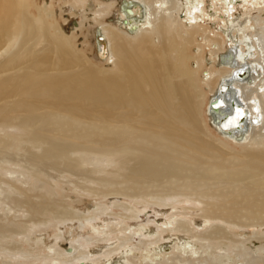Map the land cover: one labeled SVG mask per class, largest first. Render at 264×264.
I'll list each match as a JSON object with an SVG mask.
<instances>
[{"label":"bare ground","instance_id":"obj_1","mask_svg":"<svg viewBox=\"0 0 264 264\" xmlns=\"http://www.w3.org/2000/svg\"><path fill=\"white\" fill-rule=\"evenodd\" d=\"M75 2L83 4L82 0H75ZM26 3L27 0H0L1 56L6 53L9 56V52L17 45L20 36L28 34L30 39L35 38L36 41L39 37L35 34V31L39 34L41 30H47L43 18L53 16L52 11H48L46 7L45 9H38L37 17L31 22H27L24 19ZM110 7V2L99 5L97 10L92 13L91 20L97 21L107 15ZM241 10L244 11L241 12ZM118 11L119 19L117 20V29H115L114 33H109L105 24L102 25V23L97 22L94 30L98 53L105 55L103 60L105 65L113 66L111 71H104L107 77L100 75V71L93 69L85 61V58L79 56L75 62L77 66L82 67V75H70L64 79V76H60L62 80L57 81H52L50 78L41 81L37 79L40 83L38 87L31 85L24 93L22 90L19 91L22 94L29 92L32 95L31 100L36 101L37 105L39 103L37 107L35 106L36 102H33L35 105H32V103L30 105L28 102V107L31 106L33 111L40 110L42 98L40 101L37 98L40 99L41 96L45 95L46 99L50 97L53 100L49 99V102H45V98L42 100V104L49 103L47 105H49L50 109L64 110V102L60 101V98H63L74 102L76 104L74 110L79 111L76 108H80L83 111H79V113H85L83 115H86L91 110V105L104 111V120H101V122L105 124L92 129L91 133H94L93 136L88 135L87 138L113 149H102L100 151L98 149L99 152H94L93 154L100 155L107 162L111 159L119 162L122 169H125V172L118 175L115 181L107 180L108 185H106L111 186L113 192L111 194L110 190V193L108 192L109 194L105 196L114 195V197L128 198L137 206L140 204L139 200H144L143 206L156 205L161 208L165 205L168 198L182 196L187 200L198 195V200L194 199V201H199L200 199V202L204 204L205 202L202 199H211L216 194L209 192L200 193V190L203 189L202 187H207L210 182H218L223 183L225 186H230L231 189L233 183L241 180L246 174L250 180L251 178L257 179L253 184L251 183L253 186L249 190H242L243 193H241L242 195L239 198L231 199L230 201L226 199V195H228L226 191V193H223L224 191L219 193L216 197L227 200H224L225 204L222 206L215 205L216 207L203 210L201 216L206 222L219 220L224 225H232L230 224L231 220L236 219L238 216L235 211L240 210L245 213L241 217L242 219L254 218L264 223L262 218L264 217L263 166L260 168L259 165L257 168H255L256 166L253 168L249 165V168L246 167L247 173H243L244 171H228L227 168L224 169L225 166H220V164L219 166H212L210 162L201 161L198 156H195L196 153H200V156H202L206 154L207 150L212 149V146L208 145L210 143L207 139L198 136L202 128L198 110L199 105L203 104V102L198 104L196 99H202L204 93L199 89L197 74L200 69H206V67L202 61L203 54L201 53L193 56L191 54L187 58L197 64L195 69L186 67L183 62L184 53L178 50L179 46L188 43L198 44L197 46L200 47V44L196 43L195 39L199 35H202L200 40H203L202 42L208 46L209 57L207 59L203 57V59L206 65H210L204 71L205 75L199 83L208 90L204 115L210 127L223 139L229 140L235 145H242L248 140L252 141L250 139L252 135L248 137V134L253 133L257 134L254 136L261 138L260 141L254 142V144L264 142V0H121ZM173 13L176 16L170 22L168 18ZM84 19L85 17L82 16L81 21ZM159 19H161V24L156 25ZM28 27H36L35 31L33 30L34 34L28 33ZM173 27H175L174 32L171 30ZM209 27H211V30ZM54 33L56 43L52 41L57 48V52L60 55H65L64 53L67 55L60 57L61 62L55 68L59 69L58 71L62 69L69 70L74 67V58H70L69 51L64 49L67 38L63 37L56 27H54ZM156 35L160 37L159 42L161 40L162 42L159 48L153 51L146 46L150 43V40H154L153 37ZM5 43L8 45H6L7 48L3 46ZM15 57L14 55V61L11 60L12 64L19 62L16 60L18 56ZM7 60L8 62L3 60L0 65L1 75L2 73L6 74L9 66H11L10 58H7ZM32 66L35 67L34 64ZM45 67L44 69L47 71L52 65L48 67L45 65ZM31 69L33 70V67ZM161 69H164L163 76L161 75ZM234 74L235 77L233 76ZM5 78L6 76L2 77L3 80L0 81V185L4 186L0 190V255L7 254L8 256L5 257V260L1 261L0 259V264H22L18 263L16 259L25 257L26 250L18 244L17 239L24 240L28 238L34 232V229L45 224L48 217L63 222L66 219L71 220L78 215L66 209L53 207L52 202L46 200L42 195L35 193L34 197L39 200H33L34 197L32 195L27 196L26 190L22 187L20 173L10 172L6 169V166L1 164L2 161L9 164L10 160L6 159V157L10 155L13 147L18 152L24 147L22 144L24 140L23 131L20 128V123L16 124L13 122L17 118L12 115L16 112L12 108V104L15 103L11 102L10 107L6 103L9 97L14 96L15 93L12 91H16V84L10 91L6 80H4ZM13 78H10L12 82L15 79ZM174 78L178 80L173 81ZM34 79L36 78L34 77ZM53 79L56 80L58 77ZM23 81L25 82L21 77V84L26 85L27 83L25 82L24 84ZM14 82L12 85H14ZM30 95L26 96L29 98ZM217 95V101H212ZM22 99H20L21 102L23 101ZM56 99L62 103V107L61 104L58 105L54 101ZM230 99L234 100L235 108L233 111L228 106ZM18 103L16 102V105ZM25 103L24 101L23 104L27 106V103ZM71 104L69 103V105ZM124 107L133 112L134 110L139 111L143 116L142 119L136 120L132 113L129 116L119 117L118 115H109L107 112L121 110ZM49 108L46 109L49 110ZM23 110L22 114L26 112V109L25 111ZM30 111L29 113L33 114ZM73 111L71 110L68 113L72 115L74 114ZM59 112L56 111L58 114ZM225 112L227 113L226 116L223 114ZM71 115L67 116V121L71 120L70 122H66V119L62 118L65 132L67 134L71 133L70 137L75 134L77 138H82L83 131L86 129H84L82 123H74L78 119L73 122V116ZM83 115H79V118H83ZM49 116L51 117L50 113ZM59 117L61 118L60 115ZM59 117H55L57 122L52 121L56 126L61 122ZM18 118H21V116ZM38 118L40 119L41 117L38 116ZM241 118L245 120L243 125L240 124ZM29 119L31 122L37 120V118L34 119L33 115ZM42 120L47 123L46 120ZM120 122L125 126H117ZM30 124L28 123V125ZM39 125L41 126V124ZM57 127L63 129L60 124ZM13 128L15 132L11 130ZM35 129L37 128L35 127ZM54 133L56 135L57 132ZM36 135L32 134L30 140L33 138V142H36ZM88 140L86 139L85 141L87 142ZM82 141L85 142L83 138ZM48 144L50 146V142ZM87 144L90 143L87 142ZM69 145L50 146L45 153H48L51 158L54 155L63 158L67 152L65 147L72 149ZM98 147L101 146L98 145ZM90 148L92 147L90 146ZM81 149L84 151L86 148ZM214 151L216 150L214 149ZM27 155H30V153H27ZM33 158L30 159L32 160ZM40 180L39 182L43 183ZM259 180L260 183H258ZM104 182L106 181L104 180ZM39 184L37 185L39 186ZM227 191L231 192L233 190ZM30 197L33 198L31 199ZM205 204L209 205L208 203ZM117 206L121 208V213H107L105 209L95 208L92 212L83 214L81 217L84 220H94L105 212L106 215H114L118 219V222L105 224L101 228L90 226L92 241L101 239L104 242H108L112 235H115L119 240L117 245L109 248L101 256L106 258V264H135L138 262L142 264H202L208 260L206 250L209 247L224 252L227 251L225 246H221L224 249H220L214 244L220 240L230 239L226 230L221 226L210 225L205 232L194 233L197 231H191L188 223L181 219L176 221L174 216L177 215L171 213V219L167 218L169 222L166 227L164 229L160 226L157 227L161 236L154 238V235L149 234L146 228L141 225L138 229L129 227V223L142 222L141 210L125 203ZM204 207L206 206L204 205ZM172 218L175 220V225L173 226ZM234 225V227L237 226V224ZM172 231L187 232L188 235L193 233L191 234L193 240L206 242V245L202 244L200 247L195 248L196 244H192L193 240L186 238L181 243L172 244L171 256L169 257L170 254H165L159 243L163 238V234ZM134 236L141 238L139 245L133 244V239L136 238ZM106 237L108 238L106 239ZM229 242L228 249L234 251V249L241 247L231 240ZM3 243L8 246H2ZM82 243L88 242L76 241L70 246L71 248L68 249V252L55 251L52 254L50 252L47 253L43 263L56 264L59 262L61 264H70L79 260H87V253L80 250ZM133 245H135V248H133ZM151 245L154 246L153 250L148 251L147 248ZM240 245L243 246V242ZM140 250L143 253L140 252L142 254L136 255L135 251ZM119 252L121 253L119 261L113 262L110 260L113 255H118ZM261 252L262 254L264 253V247L252 249L254 254ZM204 253L207 256H204ZM238 253L242 254L241 252ZM248 255H250V251L246 252L242 258L246 260L249 257ZM91 259L95 261V258ZM245 262L248 264L250 261L246 260ZM91 264H96V261Z\"/></svg>","mask_w":264,"mask_h":264},{"label":"rangeland","instance_id":"obj_2","mask_svg":"<svg viewBox=\"0 0 264 264\" xmlns=\"http://www.w3.org/2000/svg\"><path fill=\"white\" fill-rule=\"evenodd\" d=\"M82 1H83V4L81 5V4H77L75 0H27L26 7L24 9V12H25L24 19L27 22H31L33 21V19L37 17L38 9L39 10L45 9L46 7L48 11L50 10L52 11L53 16H50L49 18H46V17L43 18L44 19L43 22L47 30H41L39 34H42V35H39L38 33H36L37 31H35L36 27L35 28L28 27L29 28V29L27 28L28 33L34 34L33 32L35 31V34L39 37L38 38L39 42H37L38 40L35 41V38L30 39L28 34H26V36L23 35V36H20L17 45L11 49V51L9 52L10 53L9 56H7V53L2 54V56L0 55V65L3 63V60L8 62L9 59L7 60V58H10L11 63L10 62L9 63L11 64V66H9V70L6 71V74L5 73H2V75L0 74V81L3 80L2 77L4 78L6 76L4 80H6V83L10 91L12 90V88L15 87V84H16V91H12L15 93L14 96L11 98L9 97L6 103L9 107L11 106L13 102L15 103V104H12V108H14L16 112L13 113L12 115L17 118H15L13 122L16 124L20 123V128L23 131V139H24L22 143L24 147L22 148V150L18 152V150H16V148L14 149V147L12 146L13 148L10 151V155H7L6 157V159L10 160L9 164L4 163V161H2L1 164L6 166V169L9 170L10 172L20 173L21 175L20 180H22V187L24 190H26L25 192L27 196L32 195L34 197L35 193L42 195L46 200L52 202L53 207L59 208V209H66L78 215V216H75V218H72L71 220L66 219L63 222L48 217L46 218L47 221L45 222V224H42L38 226L36 229H34V232L31 233L28 236V238L24 240L17 239L19 242L18 244L21 245L24 250H26V253H25L26 256L23 258L16 259L17 262L22 263V264H24L23 262L27 264L29 263L30 264H45L43 263V261L47 253L50 252L52 254L55 251L68 252V249L71 248L70 246L74 244L76 241H80V242L86 241L88 243H82L80 246V250L81 252L87 253L88 259L75 261L70 264H86V263L91 264V263H94L95 261H96V264H106L107 262L106 258L101 257V256L109 248H113L115 245H117V243H119V240L117 239L115 235H112L110 238V241L108 242H104L101 239L92 241V237H91L92 234H91L90 226L101 228V227H104L105 224H112L114 222H118V219L114 215L108 216L105 214V212L117 213V214L121 213V208L118 207L117 205L119 204L124 205L125 203L127 205L128 204L133 205L135 208L142 211L140 213L142 222L129 223V227L131 229H138L139 226L141 225L142 227L146 228L149 234L151 233L152 235H154V238L161 236L160 232L157 230V227L160 226L161 228L164 229L169 222L168 219H171L170 217L171 213H174L175 215H177V216H174L176 218L175 219L176 221L181 219V220H184L186 223H188L189 229L191 231L193 232L197 231L194 233L205 232L206 229L210 225H214V224L224 228L230 239L220 240L219 242L214 241L215 242L214 244H216L220 249H224L221 246H225V249L227 251L224 252L222 250L212 249L211 247H209L206 250L208 256L206 253L203 254L204 256L208 257V260H206V262L202 264H247L245 262L246 260L250 261L248 262V264L250 263L251 264H264V253L263 254L262 252L255 253V254L252 253V249L254 250L255 248L264 247V223L263 222L257 221V219H254V218H248L247 220L242 219L241 217L244 216L245 213L244 211H240V210L235 211V213L238 214V216L236 217V219L231 220L230 224L232 225H229V224L224 225L219 220H211V221L206 222L201 216L203 210H207V209H210L216 206H222L223 204H225V201L227 200L230 201L231 199L233 200V199L239 198V196L242 195L241 193H243L244 190L245 191L249 190V188L253 186L252 185L253 182L257 181V179L254 180L251 178L250 180V178H247V175L245 174L244 176L247 179L243 177L241 180L243 179L245 180L243 181L238 180L239 182L236 181L237 183L234 182L233 186H231V189H230V186H225L223 185V183L221 184L218 182L216 183L210 182V184L207 187L204 186L202 187L203 189L200 190V193L209 192L214 195L216 194L215 197L211 199L210 198L208 200L202 199L203 202L209 204L208 206L205 203L203 204L202 202H200V199L199 201H194V199L198 200L197 199L198 195L197 197L195 196V198L193 196L187 200L184 199L182 196H174V198H171V199L168 198L165 202V205H163L161 208H159L156 205L143 206V204L145 203L144 200H139L141 205L139 204L137 206L136 204H134V202H131L128 198H124L120 196L114 197V195L105 196L106 194H109L110 192L112 194L113 192L112 191L113 188L111 186H107L108 185L107 180L115 181L116 178H118V175L125 172L124 171L125 169L124 168L122 169V166L120 165L119 162H115L112 159L107 162L106 160L101 158L100 155L93 154L94 152L98 153L102 149L103 150H106V149L113 150V149L111 147L102 146L100 145V143L96 141L88 140L87 138L88 135H90L91 137L93 136L94 133H91L92 129L98 128L100 125L105 124L101 122V120H104V115H105L104 111L98 107L94 108V105H91V110L87 112L86 115H83L85 113H79V111H83V110H80V108L78 107L76 108V109H79V111L74 110L75 109L74 106L76 105L74 102L68 101V99H66L67 100L66 101L63 98L62 99L60 98V101L62 103L64 102L63 103V107H65L64 110L61 111L59 109H50L48 107L49 105H47L49 103L42 104L43 98L46 97L45 95L41 96L40 99L37 98L38 101H40L42 98V100L40 101V110L33 111L31 110V106L28 107L29 106L28 102L30 103V105L31 103L33 105L36 101L34 102L31 100L32 95H30L29 92L27 94H22V92H19V91L22 90L24 93V91L27 90V88L29 89L31 85H33L34 87H38L40 85L39 80L41 81V80L50 78L52 81H57V80H62V77L60 78V76H64L63 77L64 79L66 76L68 77L70 75L71 76L72 75H78V76L82 75L83 73L82 67L77 66L75 62L77 61V58L79 56L81 58H85V61H87L93 69H97L98 71H100L101 73L100 75H102L103 77H107V74L104 73L105 70H107V72L111 71L113 66L105 65V62H103L105 55H102L100 54V52L98 53L97 51L96 41L94 38V30H95V26L97 23H102V25L105 24L107 26L109 33L115 32V29H117L116 23H117V20L119 19L118 6L121 0H85V1L82 0ZM106 2L111 3V7L108 10L107 15H105L104 17H102L101 19L97 21H93V19L91 20L92 13H94L97 10L99 5H101L102 3H106ZM243 11L244 10H241V12ZM82 16H84L86 20L84 19L83 21H81ZM174 16H176L175 13L171 14V17L168 18V20L172 22ZM161 19H159L158 22H156V25L161 24L160 23ZM54 27L58 29L59 33L63 37L67 38L64 49H67V51H69L70 58L72 57L74 58L73 59L74 67L70 68L69 70L62 69L58 71L59 69L57 70L55 68L56 65L58 66L61 62L60 57L67 56V55L66 53H64L65 55L63 54L60 55L57 52V48L55 47V44H54L56 43ZM177 29H178V26H177ZM209 29L211 30V27H209ZM171 30L174 32L175 27L171 28ZM198 37H195V39H196V43L200 44V47L197 46L198 44L193 45L192 43H188V44H182L181 46H179L178 50H181L184 53V56L181 54L184 58L183 60L184 65H186V67H192L193 69L196 68L197 64L193 63L194 62L193 60H188L187 58L191 54L192 56L197 55L198 53L203 54L202 61L204 63V66L207 69V67L210 64L206 65L204 62V59L205 58L207 59L209 57L208 46L207 44L202 42L203 40H200L202 38V35H199ZM153 39H154L153 41L150 40V43L146 47L148 49H152L153 51H155L159 48L162 40L161 42H159L160 37L157 35L154 36ZM52 40L54 41V43ZM7 43L3 45L5 48H7L8 46ZM1 45L2 44L0 43V47ZM13 54L16 57L17 56L19 57V58L15 57L16 60H18L19 62L12 64L11 60H13L14 58ZM33 64L35 65V67L32 66ZM45 65L47 67L52 65V67L48 69L47 71H45L44 69ZM31 67H33V70L31 69ZM206 69L205 68L200 69V71L198 72L197 78L199 82L203 79L205 75L204 71H206ZM17 75L19 78L17 77ZM28 75L30 76L28 77ZM161 75L162 76L164 75V69H161ZM9 77L15 78V79L13 78L14 79L13 82L15 81L14 85H12L13 83L12 79H10ZM21 77L25 80V82L27 83L26 85L28 86L21 84L20 82ZM34 77L36 79H34ZM52 77L53 78L58 77V79L55 80ZM177 80H178L177 78L173 79V81H177ZM25 82L23 81L24 84ZM199 82H198L199 89L202 90V93H204V96L202 99L201 98L196 99L198 104L203 102V104L199 105V110H198L200 125L202 127L200 130V133H198V136L207 139V141H209L210 143L208 145L212 146V149L210 150H213V151L207 150V152L205 153L206 154L208 153V154L207 155L204 154L202 156H200V153H198L199 155L196 153L195 156L196 157L198 156V159H201V161L204 160V161H207L208 163L210 162L212 166H219V164L220 166H223V167L225 166L224 169L227 168L228 171H233V170L241 171V172L244 171L243 173H247L246 167H248L249 165H251L253 168L255 166H256L255 168H257V166L259 165H260L259 166L260 168L262 166H263L262 168H264V161H263L264 160V142L254 144V142H258L261 139L258 136H254L257 134H254V133L248 134V137L249 135H252L250 136L251 137L250 139H252V141L248 140L242 145H235L229 140L223 139L220 135L217 134V132L212 127H210L204 115V107H205V104L208 98V90L204 85L200 84ZM26 95L27 96L30 95L29 98ZM23 96H26V97H23ZM20 99L23 100L22 101L23 103L25 101L27 103V106L24 105L20 101ZM49 99L53 101L52 98L49 97L47 99L45 98V102H49ZM54 101L58 103V105L61 104V107H62V103L59 100L56 99ZM16 102L17 103L19 102L18 105L20 106L16 105ZM68 102L70 104L72 103L71 105L73 106L69 105ZM35 104H34L35 106L37 107L39 106V103L38 105H37V102ZM41 105L44 107H42ZM15 106L18 108H16ZM21 107H23L24 110ZM46 108L47 109L49 108V110H47ZM25 109L27 113L23 112L22 114V110L25 111ZM71 110L72 111L74 110L73 111L74 114L72 115L68 113V112H71ZM29 111L32 112L33 114H30ZM56 111L57 112L61 111V112H59L58 114L56 113ZM107 112L109 113V115H112V116L118 115L119 117L129 116V114L132 113L133 117H136V120H141L143 117L139 113V111L134 110L133 112L131 110L126 109L125 107L121 108V110L119 109L116 111L113 110V111H107ZM17 113L19 114L17 115ZM49 113L51 117L49 116ZM77 113L79 115H83L82 116L83 118L81 117L79 118V115ZM54 114H55V117L57 116L59 117V115L61 116V118L59 117V119H61L60 120L61 122L59 124L62 126L63 129H59L57 127L59 124L57 126L53 124L52 121L57 122V120H55ZM32 115L34 119L37 118V120L33 121L34 123L31 122L29 119ZM63 115L66 116V118H64ZM69 115L73 116L72 117L73 122L75 119L76 120L78 119L74 123L76 124L77 122L82 123V125L84 126V129H86L83 131L82 138L84 139V141L87 139L88 140L87 142L92 145L87 144L86 141L83 142L82 138H77V135L75 136V134H72V136L70 137L71 133L67 134L65 132V129H64L65 125H62L64 124L62 120L66 119L65 120L66 122H70L71 120L69 119H68L69 121H67V116ZM19 116H21L22 119L18 118ZM38 116L41 118L39 119ZM42 119L46 120L48 124L45 121L43 122ZM49 121L51 122L50 124L52 125L49 124ZM28 123L29 124L32 123L30 125H34L35 123L36 124L34 126L29 127L30 125H28ZM39 124H41V126ZM55 126L56 128H54ZM117 126H125V125H123L120 122L119 124H117ZM35 127L37 129H35ZM11 130L15 132L14 128ZM31 130H33L34 132ZM49 130H51L50 134H49ZM59 130H61L62 132ZM54 132H57L58 134L56 133L55 135ZM29 133L31 135L37 134L36 142H33L32 140L33 138L30 140L31 135ZM47 141L50 142V146H55V147L56 146H59V147L66 146L70 144L69 146L72 149L70 150L69 148L65 147L67 149L66 150L67 152L65 153V156H63V158L60 156L56 157L55 155L51 158V156L48 153L47 154L45 153L46 149L50 147ZM75 144H78V145H75ZM98 145L101 147H98ZM90 146L92 148H90ZM213 147L216 151H214ZM81 148H86V149H84L83 151V149ZM79 152H82V153H79ZM27 153L28 154L30 153V155H27ZM30 158H33V159L31 160ZM36 158L37 159L39 158L38 161H36L37 160ZM63 159H64V162H63ZM30 160L31 162H29ZM75 169H78V170H75ZM86 173L87 174L89 173V174L87 175ZM39 179H41L40 181H42L43 183H40ZM104 180L106 182H104ZM258 183H260V180L258 181ZM37 184H39V186ZM114 185L112 186L114 187ZM239 185L240 187L243 185L241 189ZM106 186L108 187V189ZM30 187L31 189L32 188L33 189L31 190ZM1 188H4V186L0 185V190ZM236 188L237 189L239 188V189L237 190ZM227 190L229 191L233 190V191L228 192ZM221 192L228 194L226 195L227 200L216 197ZM232 192H235V193H232ZM33 197H30V198L32 199ZM33 200H39V199L34 197ZM214 202L216 203L214 204ZM204 205L206 207H204ZM95 208H100V210L105 209L107 211H105L100 216H97V219H94V220L92 219L84 220L81 218L83 214L90 213L93 210H95ZM262 218L264 219V217ZM175 220L174 218H172V226L175 225V222H174ZM235 220L237 223L235 222ZM234 224H237V226L234 227L235 226ZM181 232L182 231H172L170 233H165L162 235L163 238L161 239L159 244L162 246L163 252L165 254L169 255L171 253L172 251L171 247L173 243H181L184 240H186V238H190V240H193V238L191 237V234L193 233L188 235L187 232H182V233ZM134 237L136 238L133 239V244L139 245L141 238H139V236H134ZM107 238L108 237H106V239ZM230 240L235 244H239V246L241 247L238 249H234V251L232 249H228L230 245V242H229ZM242 242H243V246L240 245ZM192 244H196L195 245V248H196V247H200V245L202 244L206 245V242H198L196 240H193ZM135 245H133V248H135ZM2 246L7 247L8 245L6 243H3ZM153 247L154 246L152 245L148 247L147 248L148 251L153 250ZM141 250L135 251L137 253L136 255L139 256L140 254H142L143 251ZM249 251H250V255H248L249 257L246 256L248 258L244 260L242 256H244V254ZM238 252H241L242 254H239ZM150 253L153 254L152 252ZM120 254L121 253L119 252L118 255H113L110 260H112L113 262L119 261L120 256H121ZM7 256H8L7 254H1L0 255L1 261L5 260V257ZM170 256L171 254L169 255V257ZM91 258H95V261L94 260L92 261ZM252 260H253V263H252ZM56 264H61V263L57 262ZM135 264H142V263L138 262Z\"/></svg>","mask_w":264,"mask_h":264},{"label":"water","instance_id":"obj_3","mask_svg":"<svg viewBox=\"0 0 264 264\" xmlns=\"http://www.w3.org/2000/svg\"><path fill=\"white\" fill-rule=\"evenodd\" d=\"M75 25H76V23H75ZM239 73H240V72H239ZM233 76L235 77V74H234ZM220 93H223V92H220ZM218 95H219V94H218ZM218 95H217L212 101H217V97H218ZM228 106H229V108H230L232 111L234 110L235 107H234V100H233V99H230V100H229V105H228ZM223 114H224V116H226L227 113L225 112V113H223ZM241 119H242V118H241ZM244 123H245V120H243V119L240 120V124H241V125H243Z\"/></svg>","mask_w":264,"mask_h":264}]
</instances>
